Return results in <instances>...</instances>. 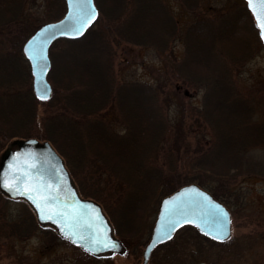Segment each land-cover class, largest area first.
Returning <instances> with one entry per match:
<instances>
[{
	"label": "trees",
	"instance_id": "1",
	"mask_svg": "<svg viewBox=\"0 0 264 264\" xmlns=\"http://www.w3.org/2000/svg\"><path fill=\"white\" fill-rule=\"evenodd\" d=\"M30 1L0 0V154L14 139L50 141L79 193L122 215L127 233L118 232L126 247L130 238H137L138 247L146 244L139 217L149 202L159 204L182 187L198 185L229 205L230 186L254 171L249 154L264 149V114L259 117L252 102L240 97L235 77L264 49L247 5L236 1L210 17L201 14L202 0H181L196 16L181 30L165 0H95L96 24L79 39L52 45L54 92L39 101L23 46L43 24L64 16L66 2L45 0L44 15L36 18L27 9ZM177 39L185 53L180 60L170 51L168 76L186 89L206 91L202 107L184 109L181 121L158 88L119 81L112 66L114 41L164 52ZM39 102L62 111L40 117ZM12 202L26 203L0 191V246L26 240L37 229L27 213L13 217Z\"/></svg>",
	"mask_w": 264,
	"mask_h": 264
},
{
	"label": "rangeland",
	"instance_id": "2",
	"mask_svg": "<svg viewBox=\"0 0 264 264\" xmlns=\"http://www.w3.org/2000/svg\"><path fill=\"white\" fill-rule=\"evenodd\" d=\"M226 1L229 0H202L201 14L216 16L219 12L230 8L236 1L247 5L245 0H230L227 6H224ZM165 2L178 19L181 30L196 19L193 13L185 10L181 0H165ZM27 9L36 18H42L46 9L45 0H31ZM163 49L164 47L158 50L132 42L114 41L112 50L115 56L112 66L119 81L147 84L158 88L162 98H166V106L168 105L172 110V117L181 121L184 109L191 106L202 107L206 91L186 89L181 83L171 80L168 76L166 64L169 61L170 51L173 50L180 60L184 56L185 46L181 39L171 43V47L168 45L164 52ZM27 64L31 71L29 62ZM61 73L62 67L57 65L56 77L59 78ZM235 77L241 87L240 97L251 101L249 106L254 107V110L257 109L261 117L264 114V49L257 52L256 56L247 62L246 67ZM31 81L33 89V77ZM50 83L54 89L55 85L51 81ZM37 108L40 117L55 115L62 111L50 108L46 102H39ZM187 121L190 124L193 123L192 120ZM259 121L264 123V117ZM206 134L208 136L206 145H210L208 140L211 138L210 132L207 130ZM13 141L15 139L4 147L1 154ZM249 155L255 164L253 173L242 174L230 186V204L224 203L232 216L230 239L225 242L211 239L217 242L214 243L197 230L183 229L178 231L169 242L154 250L149 264H264V149H254ZM87 187L91 188L89 185ZM81 196L92 199L85 197L84 194ZM160 205L161 202L159 204L156 201L149 202L143 215L139 217L140 236L146 244L152 235ZM8 210L13 217L25 216L23 213H27L33 219L37 229L26 240H12L0 246V264H143L146 244L136 246L137 238L129 239L127 252L122 256L91 259L79 247L61 238L53 227L40 226L34 211L26 203L12 202ZM114 211V208L106 207L105 213L113 224L114 234L116 233L119 237V227L125 229L127 233L128 226L122 215Z\"/></svg>",
	"mask_w": 264,
	"mask_h": 264
},
{
	"label": "water",
	"instance_id": "3",
	"mask_svg": "<svg viewBox=\"0 0 264 264\" xmlns=\"http://www.w3.org/2000/svg\"><path fill=\"white\" fill-rule=\"evenodd\" d=\"M245 1L264 45V36L257 20L258 15L264 17V5L253 0L250 7L248 0ZM65 2L64 16L42 25L23 47L31 67L34 95L39 101H48L53 93L48 78L52 67V45L63 38H81L99 17L95 0L82 5L73 0ZM92 11L95 12L94 16L89 15ZM20 175H27L28 180L22 187L9 190L5 185L16 184V178ZM37 175L40 191L34 192ZM0 191L10 199L25 200L40 224H51L61 237L91 254L121 253L123 250L124 246L113 235L112 226L101 205L95 200L81 197L63 157L48 141L17 139L5 149L0 157ZM42 215L48 218L42 219ZM186 225H192L203 235L220 242L227 241L232 235V217L227 206L198 185H188L162 200L150 241L143 253V264L149 263L156 247L171 240ZM93 233L95 240L101 242L95 246L90 242ZM113 240L119 245L116 249L111 247ZM85 241H89L87 248Z\"/></svg>",
	"mask_w": 264,
	"mask_h": 264
},
{
	"label": "snow or ice",
	"instance_id": "4",
	"mask_svg": "<svg viewBox=\"0 0 264 264\" xmlns=\"http://www.w3.org/2000/svg\"><path fill=\"white\" fill-rule=\"evenodd\" d=\"M73 2L82 5V4H85V3L90 4L91 0H73ZM248 2H249V6L251 7L252 4H253V0H248ZM258 2L261 5H264V0H258ZM253 11L255 12V9H253ZM89 15L94 16L95 12L92 11L91 13H89ZM257 20L259 22L258 23V27H260L262 29L261 35L264 36V17L258 15L257 16ZM16 179H17V183L16 184H14V185H7L6 184L5 186L8 187L9 190H13L14 188H20V187L23 186L24 182L28 180V176L27 175H20ZM33 191L34 192H39L40 191V188H39V176L38 175H37V187H35L33 189ZM30 198H32V197L30 196ZM41 218L44 219V218H48V217H45V216L42 215ZM70 235H71V233H70ZM81 240H83V237H81ZM90 242L92 243L93 246H95L96 243H101L100 241H96L95 240V233L92 234V240ZM88 244H89V241H85V247L86 248L88 247ZM105 246H108V245H105ZM111 247L113 249H116V248L119 247V245L116 243V241L113 240V241H111Z\"/></svg>",
	"mask_w": 264,
	"mask_h": 264
},
{
	"label": "flooded vegetation",
	"instance_id": "5",
	"mask_svg": "<svg viewBox=\"0 0 264 264\" xmlns=\"http://www.w3.org/2000/svg\"><path fill=\"white\" fill-rule=\"evenodd\" d=\"M124 244V243H123ZM125 245V244H124ZM125 248H123V250H122V252L121 253H114V252H108V253H103V254H100V255H94V254H91V253H89V252H87V251H84L83 249H81L82 251H84L91 259L92 258H99V257H101V258H107V257H112V256H114V255H124V254H126V252H127V249H128V247H126V246H124Z\"/></svg>",
	"mask_w": 264,
	"mask_h": 264
}]
</instances>
